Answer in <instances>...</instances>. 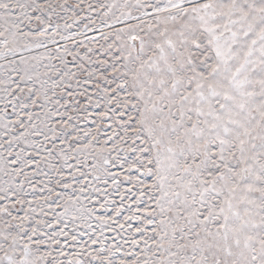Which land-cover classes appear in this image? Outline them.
Masks as SVG:
<instances>
[{
	"label": "snow or ice",
	"instance_id": "obj_1",
	"mask_svg": "<svg viewBox=\"0 0 264 264\" xmlns=\"http://www.w3.org/2000/svg\"><path fill=\"white\" fill-rule=\"evenodd\" d=\"M0 264H264V0H0Z\"/></svg>",
	"mask_w": 264,
	"mask_h": 264
}]
</instances>
